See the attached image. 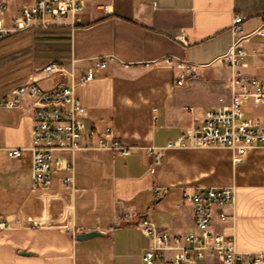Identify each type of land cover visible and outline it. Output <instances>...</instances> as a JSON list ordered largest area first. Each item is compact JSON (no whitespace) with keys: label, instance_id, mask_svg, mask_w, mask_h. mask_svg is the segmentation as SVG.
<instances>
[{"label":"crops","instance_id":"0c3cea01","mask_svg":"<svg viewBox=\"0 0 264 264\" xmlns=\"http://www.w3.org/2000/svg\"><path fill=\"white\" fill-rule=\"evenodd\" d=\"M82 1L78 23L48 20V27L0 41V100L27 79L50 91L69 73L106 63L74 89L84 107L83 149L72 174L50 173L48 188H31L32 101L0 108V264H139L148 240L122 214L134 211L177 237L199 235L181 191L201 188H234L232 205L213 209L210 230L232 238L239 252H264V146L236 162L223 147L165 149L159 165L152 156L205 111L228 104L231 72L215 61L234 41L233 17H243L251 33L264 20V0ZM243 48L241 72L264 77V39L253 36ZM50 64L62 73L45 77ZM250 111L264 121V106ZM105 129L128 147L125 157L91 147ZM9 149H21V157H8ZM70 175L72 189L62 184ZM88 232L98 235L76 240Z\"/></svg>","mask_w":264,"mask_h":264},{"label":"built area","instance_id":"2783aa9c","mask_svg":"<svg viewBox=\"0 0 264 264\" xmlns=\"http://www.w3.org/2000/svg\"><path fill=\"white\" fill-rule=\"evenodd\" d=\"M83 8L82 0H0V41L14 34L48 27V20L70 17L73 23H78L75 16ZM243 20L238 15L233 17L230 32L234 41L229 50L215 61L231 72L228 104L205 111L198 125L169 141L165 147L152 149L153 165L160 164L165 149L223 147L232 152L236 162L245 156L248 149L264 146V121L250 111V108L264 106V77L246 76L240 70L246 67L243 60L247 54L243 44L253 36L264 39V20L247 34L243 31ZM177 66L192 72L189 67ZM105 67V61L97 59L86 74L74 76L69 73L68 82L58 84L50 91L42 90L36 81L27 79L10 88L4 100H0V108L8 110L20 109L27 99L32 101L29 104L33 115L30 149L32 189L48 188L53 170L72 174L73 156L83 149L78 141L84 131V107L74 89L92 81L96 76L94 70ZM62 71L56 64L42 69L45 77ZM183 76L176 82L177 86L183 85ZM247 113L251 116L246 117ZM91 147L111 150L121 157L129 152L110 129L98 134L96 145ZM63 152L68 156L56 155ZM7 155L20 158L22 150L9 149ZM71 183V175L62 179L65 188L72 189ZM181 197L191 206L194 229L199 235H171L166 230L156 229L149 220L137 218L134 211L120 217L124 221H136V227L148 240V246L139 255V264H196L209 255L218 257L222 264H264V252H239L234 248L232 238L210 230L213 209L232 205L233 187L201 188L193 192L182 189ZM226 219L227 215L219 210L218 220L224 222Z\"/></svg>","mask_w":264,"mask_h":264},{"label":"rangeland","instance_id":"374dc122","mask_svg":"<svg viewBox=\"0 0 264 264\" xmlns=\"http://www.w3.org/2000/svg\"><path fill=\"white\" fill-rule=\"evenodd\" d=\"M245 116L250 117L251 113H247ZM196 264H222V262L218 257L214 255H209L204 259L203 262L196 263Z\"/></svg>","mask_w":264,"mask_h":264},{"label":"water","instance_id":"95a60500","mask_svg":"<svg viewBox=\"0 0 264 264\" xmlns=\"http://www.w3.org/2000/svg\"><path fill=\"white\" fill-rule=\"evenodd\" d=\"M98 234L96 232H88V233H83V234H79L76 236V240L77 241H82V240H86L88 238L97 236Z\"/></svg>","mask_w":264,"mask_h":264}]
</instances>
